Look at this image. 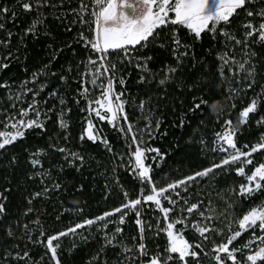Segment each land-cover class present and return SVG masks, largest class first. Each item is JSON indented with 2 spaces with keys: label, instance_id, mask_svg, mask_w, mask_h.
Returning a JSON list of instances; mask_svg holds the SVG:
<instances>
[{
  "label": "snow or ice",
  "instance_id": "6c2138e0",
  "mask_svg": "<svg viewBox=\"0 0 264 264\" xmlns=\"http://www.w3.org/2000/svg\"><path fill=\"white\" fill-rule=\"evenodd\" d=\"M71 2L14 0L12 8L6 4L0 7V32L4 33L0 38V72L13 61L20 62L19 54L28 48L29 39L52 35L49 17L63 24L65 32H71L72 25L80 26L65 45L54 48L49 44L48 63L19 83L0 81V89L6 90L0 103L7 102V107H0L4 117L0 123L10 129L0 131V157L21 144L20 151L12 152L0 167L14 172L21 161L27 165L17 184L18 189L23 188L25 203L4 228L0 264H45L46 257L47 264H63L65 251L71 256L97 236L99 247L85 264H203L204 258H209V264H264V162L255 164L253 160L254 153L264 155V132L255 143L243 145L247 151L238 146V137L255 117L256 126L264 127V55L257 51L264 48V0H78L76 7L66 8ZM21 14L30 16L31 22L19 31L8 28V24L16 26ZM204 34L212 43L204 49L206 55L197 57L196 47L203 45ZM13 37H18L16 48L12 47ZM73 43L84 49L85 58L69 62L60 72L51 71V63L65 48L77 55ZM157 63L159 67L153 68ZM129 68L137 74L135 95L127 89L132 74ZM22 70L28 72L27 66ZM54 78L60 84L49 90L48 81ZM73 83H79V88L72 90ZM46 90L48 95L42 96ZM50 99L55 101L51 106ZM238 103L244 106L238 108ZM73 104L86 113L76 150L67 146ZM209 113L214 117L213 126H220L212 133L210 149L202 133L197 137L208 127L205 117ZM167 114L172 118L166 123ZM96 121L121 134L129 153L127 162L125 153L117 151ZM169 128L180 131L177 148L190 130L185 144H198L201 153L208 149L222 157L181 178L158 183L154 166L159 167L166 154L152 141L167 136ZM29 132L37 139H46V144H24ZM92 147H102L107 160L91 152ZM149 159L152 164L146 162ZM120 168L130 169L139 182L140 194L135 198L123 189L117 175ZM66 169L81 176L87 170L93 179L95 174L104 176V187L109 189L105 199L111 194L107 182L111 179L122 188L123 202L98 216L49 232L48 221L42 216L53 198L62 208L55 222L65 212L83 211L78 199L69 200L70 209L64 207L62 197L71 186L64 176ZM96 169L101 170L97 173ZM232 171L245 182L220 188V176ZM4 179L7 185L0 188V221L9 215V194L13 191L12 180L8 176ZM84 190L81 182L72 194ZM257 195H261L259 202L253 201ZM245 202L248 210L241 215L238 210L245 208ZM146 210L152 213L155 224L145 219ZM129 213L135 215L138 233L130 238L122 227ZM109 225L114 227L109 229ZM188 232L198 239L186 238ZM246 232H251L250 239L236 247L234 241ZM161 234L165 243H156L152 250L148 240H159ZM64 238H69L67 248ZM29 245L44 249L43 254L34 258ZM244 249L247 253L238 257Z\"/></svg>",
  "mask_w": 264,
  "mask_h": 264
},
{
  "label": "trees",
  "instance_id": "16d2710c",
  "mask_svg": "<svg viewBox=\"0 0 264 264\" xmlns=\"http://www.w3.org/2000/svg\"><path fill=\"white\" fill-rule=\"evenodd\" d=\"M78 3V0H72L71 4L66 3L65 7H76ZM8 5L9 8H12L14 4V0H0V7L4 5ZM17 12H20V9H16ZM69 20L72 19L71 16L68 18ZM31 22L30 16H25L23 14L20 15L19 19L16 21V26H13L12 24H8L7 27L12 29L13 31H19L20 28L27 26L28 23ZM48 24L50 25V31L52 35L50 37H41L39 40H31L29 39L27 41L28 48L22 49L20 52V62L13 61L10 65V67L3 72H0V81L8 80L10 82L19 83L22 79L29 76L30 73L33 70L38 69L42 64L48 63L50 59V53L52 49L48 48L47 46L51 44L54 48H59L62 45H65L69 40H72L76 33L80 30L79 25H72V31L71 32H65L64 31V25L59 24L56 21H53L51 17L48 18ZM234 27H237L236 22L234 21L233 24ZM86 34H88L86 32ZM239 34V33H238ZM4 37V33L0 32V38ZM212 41L210 40V37L207 34H204V41L203 45H197L196 47V54L197 57L206 55L204 49L208 48L211 45ZM12 47L16 48L18 47V37H13L12 40ZM73 48L76 50L77 55L73 56L72 51L68 48H65L64 51L57 54V59L54 60L51 63L50 70L60 72L63 68L67 67V64L69 62L75 64L78 60L85 58L86 53L82 47L79 45L73 43ZM257 51L261 52L262 55H264V48H257ZM25 54H27V57L25 58ZM27 66L28 72H24L22 69L23 67ZM153 68L159 67V63L152 65ZM81 71H83V67H81ZM129 72H131V76L127 79V89L132 95H135L137 92L135 80L137 78V74L134 69L129 68ZM73 75H76L75 71L73 72ZM41 81H45L44 77H41ZM49 83V90L54 88L55 86L59 85L60 82L58 78L50 79L48 81ZM79 83H73L71 85L72 90H75L79 88ZM117 90L120 89L119 84L116 85ZM98 90V89H97ZM42 96L48 95V90L41 93ZM216 94L213 93V96ZM6 97V90L0 89V98ZM55 101L50 99L49 100V106H51L52 103ZM246 103V101H245ZM83 104V101L81 102ZM227 106V102H225ZM243 104L238 103V108L243 107ZM0 107H7L6 99L3 103H0ZM26 107V105H25ZM73 110L69 114L72 126H71V136L69 138V141L67 142V146L73 150H76L79 147V134L82 131V128L84 127V121L83 117L86 115L84 112H80L79 109L73 104L72 105ZM131 112V108L128 109ZM262 112H264V109H262ZM170 113V110H169ZM235 113L233 114V119H235ZM171 115H166V123L171 120ZM4 117L0 116V121H3ZM208 127L202 128L201 132L197 133V137L201 135V133L207 138L209 149L212 147V133L213 131H219L220 126L217 124L214 125V117L211 113H209L205 117ZM255 119H258V117H255L250 122V127L246 126L243 131V135H240L238 137L239 144L238 146L243 149V145L245 143L252 144L255 143L262 132H264V127H257L255 124ZM143 123V122H141ZM220 123H223V120L220 121ZM96 124L98 127L102 128L103 135L109 138L110 142L116 146V149L118 152L125 153V161L127 162L128 158V150L127 146L125 145L124 140L121 137V134L118 132L113 131L106 123L101 124V122L96 121ZM50 130H53L51 127V122H49ZM10 129H5L4 124L0 123V131H8ZM163 131V128L161 129ZM190 134V130L185 132L184 138L180 139V148H177L176 141L180 137V131L178 129H168V135L160 138L157 137L154 141H152V145L155 147H158L162 153L166 154L165 159L163 161H160V166L155 167L154 166V177L156 178L157 182L160 184H164L172 179H178L181 178L184 175H188L191 172H194L196 170H199L202 167L209 166L213 162H218L219 159L222 157V154L213 153L210 150L206 149L203 153L199 150V145H187L185 144V140L187 139V136ZM63 134L61 133V136ZM62 144L65 143L63 139L60 141ZM130 143V138H129ZM24 144H26L29 147L33 146H44L46 144V139H37L35 134L33 132H29L27 134V139L24 141ZM134 147V146H133ZM21 148V144L18 142L14 148L10 147L9 152L6 153L3 157H0V165L5 164L8 159L10 158L12 152H19ZM247 151L248 149H243ZM91 152L97 154L98 156H101V158L107 160L106 154H103L102 147L96 148L92 147L90 149ZM154 155V154H150ZM58 157L54 158L57 159ZM253 160L255 164L264 162V155H261L260 153H254L253 154ZM149 164H152L153 161L149 159L146 161ZM45 165L47 166V162H45ZM252 166L248 167L249 174L250 169ZM101 169H96V172L98 173ZM27 171V165L21 161L18 168L14 170V172H8L6 169L0 167V188L7 185V180L4 179L5 176H8L9 179L12 180V186L13 191L9 194V215L3 220L0 221V251L3 250L5 247L4 241L6 239L4 235V228L7 226L8 223H10L18 214L19 210L22 209L24 206V200H23V188L18 189L17 184L18 182H21L24 176V173ZM109 177L111 176V166L109 165ZM117 175L120 178L121 184L123 186L124 190H127L129 195L132 198H135L137 195L140 194V185L139 182L131 175L130 169L126 168H120L117 172ZM64 176L67 177L68 181H71V186L68 187V195H65L62 197L64 202L65 208H71L72 205L69 203L70 199H78L80 202V207L83 209L80 213H72V212H65L62 219L59 222H55L54 217L59 212L62 211V208L60 207L59 201L53 198V200L49 201L46 205L45 213L42 216V219H46L48 223L46 224V227L48 228L49 232H52L53 230H62L66 227L71 226L72 224L76 223L79 220H82L84 218H93L95 216H98L102 214L104 211L111 210L113 207L119 206L121 202H123L124 197L122 195V188L118 186L115 182H113L111 179H108V183L110 185L111 194L108 196L107 199H105V195L109 192V189H106L104 187L105 185V177L101 176L99 174H95V178L93 179V174L89 173L87 170H85L84 175L81 176L80 174L76 173L74 170H68L66 169ZM64 176L61 178L63 179ZM84 177H87L85 179ZM83 182L85 185V190L83 193H75V195L72 194L73 187H75L77 184ZM244 178L243 177H237L235 174V171H232L227 176L221 175L218 180V185L220 188L227 187L228 185H236L238 186L239 183H243ZM31 184H29L27 187L31 188ZM145 194H147L145 192ZM264 195V194H261ZM261 195H257L253 197V201L259 202L261 199ZM37 207H40L39 202H37ZM247 202H245V208L242 210H238L240 214L242 215L244 211H247ZM118 219V216L116 217ZM196 217H193L195 219ZM145 219H151V222L155 224V219L152 218V213L150 211L146 210ZM135 215L134 213H129V215L125 218V224L122 225L124 229V235L126 237H131L134 235H138L137 228L134 223ZM114 227V225H109V229ZM19 234V233H18ZM259 234V231H258ZM227 235V230H225V237ZM251 232L243 233L241 237L237 238L236 241H234V245L236 247H240L243 244L247 243L250 239ZM186 238L189 240L198 239V237L191 232H188L186 234ZM219 237L217 240L219 241ZM129 243H131V239L128 240ZM10 243L7 246H10ZM160 243L163 245L165 243L163 239V234H161V238L159 240H148V245L152 250H155V244ZM257 244L259 241L256 242ZM64 244L65 248L69 246V238H64ZM24 247L23 242H21V248ZM99 247V237L97 236L96 240L90 241L87 244H81L78 249H76L71 256L68 255V253L65 251L63 255L61 256V259L63 261V264H85V261L88 259L90 255L93 254ZM209 249L211 248V244L208 245ZM29 248L31 249V255L34 258H39L41 254H43L44 249L36 246L33 247L29 245ZM247 249L243 250V253L238 252L237 256L241 257L242 254L247 253ZM109 257H112V252L109 251L108 253ZM45 264H47V257L45 258ZM203 264H209V258L203 259ZM230 264V262H229Z\"/></svg>",
  "mask_w": 264,
  "mask_h": 264
},
{
  "label": "rangeland",
  "instance_id": "374dc122",
  "mask_svg": "<svg viewBox=\"0 0 264 264\" xmlns=\"http://www.w3.org/2000/svg\"><path fill=\"white\" fill-rule=\"evenodd\" d=\"M99 93V89L97 90V94Z\"/></svg>",
  "mask_w": 264,
  "mask_h": 264
}]
</instances>
